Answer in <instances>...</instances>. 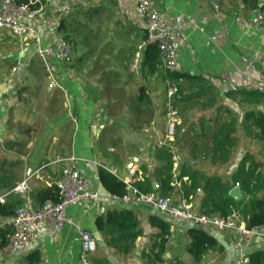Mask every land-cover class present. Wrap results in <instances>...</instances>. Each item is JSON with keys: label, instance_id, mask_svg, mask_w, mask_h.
Wrapping results in <instances>:
<instances>
[{"label": "crops", "instance_id": "obj_1", "mask_svg": "<svg viewBox=\"0 0 264 264\" xmlns=\"http://www.w3.org/2000/svg\"><path fill=\"white\" fill-rule=\"evenodd\" d=\"M44 1V14L34 26H37L45 44L65 37L61 33L68 34V30L57 31L61 20L71 27H95V31L94 35L89 33L80 39L78 48L71 38L65 37L75 44V56L70 63L48 59L51 73L62 88L49 89V72L45 62L35 54L36 45H33L34 55L30 58L36 57L39 65L31 61L28 68L29 56L21 53L17 57L18 80L0 72V138L6 135L4 130L8 122L15 126L28 120L32 114L27 107L33 105L34 98L40 101L39 93L42 91L49 95L46 109L56 107L54 101L58 99L63 113L59 119H53L55 134L51 146L44 151L46 162L43 165L38 161L29 162L22 178L8 172L11 167L5 166L3 171L6 173L0 174V196L6 195L27 177L33 192L57 184L65 163L54 162L56 157L73 155L99 198L95 202H81L70 207L68 215L72 223L66 224L54 238L43 234L25 252L14 256L0 251V264H20L21 261L28 264L26 257L35 251L40 253V264H80V228L95 233L97 250L93 259L97 264H176L177 260L185 264H238L241 255L264 251V237H257L251 246L241 251L234 246L233 231L200 226L217 240V245L199 262H194L188 253L191 241L188 230L194 225L174 219L149 205L124 203L110 197L100 183V168L110 171L120 180L128 175L131 168H136L137 184L150 181L153 192L160 194L164 177L159 168L163 161L156 157V145L166 126L163 105L165 75L159 69L153 73L148 69L141 71L140 68L138 73L131 69L136 47L146 36L145 18L136 11L133 0ZM156 4L160 11L166 13L168 27L183 40L179 55L183 71L175 81L179 86L176 105L181 124L183 122L182 128L181 124L177 127V141L181 155L185 156L188 138L196 142L190 147L191 152L197 151L200 140H211L220 129L232 128L231 133L235 137L237 122L250 126L244 118L246 111H264V29H248L237 21V18L249 19L258 9H264V0H156ZM111 32L121 38L126 50L119 48L115 53ZM41 69L45 71L49 84H41L37 93L28 94L29 83L25 81L34 71L41 74ZM32 111H37V108L33 107ZM44 119L51 122L50 117ZM54 144L60 152L54 149ZM243 151H240L242 157L248 150ZM255 160L261 164L258 168L261 171L263 161L256 157ZM22 161L21 166L27 165ZM175 180L171 186L178 190L180 186L173 185ZM154 184H157L156 190ZM202 194L200 190L199 195ZM262 194L264 191L259 193ZM170 196L175 200L181 198L178 193ZM15 198L20 199L17 195H9L5 199ZM33 198L39 206L35 193ZM195 201L200 204L198 199ZM110 209H130L135 213L142 229L137 243L147 238L143 229H152L150 215L160 216L169 222L170 237L167 251L162 256L164 261L156 262L153 255L149 261L119 255L115 246L108 244L96 227L97 217ZM198 211L202 212L199 206ZM10 218H0V227L8 225ZM144 247L135 245L136 251Z\"/></svg>", "mask_w": 264, "mask_h": 264}, {"label": "built area", "instance_id": "obj_2", "mask_svg": "<svg viewBox=\"0 0 264 264\" xmlns=\"http://www.w3.org/2000/svg\"><path fill=\"white\" fill-rule=\"evenodd\" d=\"M136 11L145 18L146 38L136 47L132 71L138 73L144 57V51L150 44H157L159 48V71L165 75L164 110L165 131L158 138L156 150L168 148L172 155V173L178 175L182 161L181 152L177 144V127L180 115L176 105L179 86L169 73H181L182 64L179 60L181 44L180 35L168 27L167 15L158 9L156 0H133ZM44 0H0V34L7 33L20 41L22 46L31 41L36 45V56L46 64L51 79L49 89L62 88L51 73L48 59H55L62 63H70L75 56V44L60 37L54 43L45 44L34 28V23L44 14ZM237 21L248 29H264V9H258L249 19L237 18ZM16 68H14L15 70ZM2 118L0 116V129ZM54 162H64L62 175L57 182L60 192V202L50 201L36 205L33 198V189L29 184L30 178H25L14 186L6 195L0 196L4 203L9 195L20 197L21 204L15 214L9 219L8 225L12 232L4 248L8 256L25 252L37 242L43 234L54 238L66 224L72 223L68 210L81 202H95L99 195L91 189L90 180L84 176L75 156H57ZM138 171L131 168L126 177L122 178L125 184V195L120 198L124 203H142L151 206L154 210L168 214L177 220H183L195 226H213L220 231H233L234 246L238 250H245L261 236L264 237V225L248 227L244 218L237 215L222 217L218 214H208L198 211V203L181 196L175 200L170 195H160L153 191H143L137 185ZM174 186H180L181 181L176 178ZM235 187H240L239 183ZM242 191V190H241ZM244 192L242 191V197ZM113 199H118L110 196ZM241 197V198H242ZM249 198V195L246 196ZM235 198V197H234ZM237 199V198H236ZM80 264H97L93 256L97 250L95 233L87 228L79 229ZM238 264H250L247 255H241Z\"/></svg>", "mask_w": 264, "mask_h": 264}, {"label": "trees", "instance_id": "obj_3", "mask_svg": "<svg viewBox=\"0 0 264 264\" xmlns=\"http://www.w3.org/2000/svg\"><path fill=\"white\" fill-rule=\"evenodd\" d=\"M18 1L23 2L26 0ZM57 31L59 33L67 32V25L64 20L59 22ZM65 37L69 38L70 34H66ZM158 67V45L150 44L144 51L141 71L148 69L150 73H153L158 70ZM168 76L177 81L181 75L179 73H169ZM262 96L264 98V94ZM244 118L250 123V126H255L259 130L256 137L264 141V111L248 110ZM231 130L232 128L220 129L211 138V150L214 156L220 153L223 158H228V149L235 143V137H233ZM227 134L229 135L228 137ZM200 141L201 143L203 142V140ZM177 144H179L178 141ZM156 157L163 161V165L159 168L161 175L164 177L159 188L161 195L178 193L179 196L194 200L198 199L200 201L199 209L203 213L218 214L222 217L230 215L242 216L248 227L264 225V194L259 195L261 191H264V173L258 171L261 164L255 159L250 156H243L235 172L231 174L228 180H225L220 175L201 173L190 165L187 157L182 159L179 174L174 176L172 173V155L168 148L159 150ZM98 176L100 183L110 196L120 199L125 195L124 182L113 173L100 168ZM184 177H187V180H184ZM175 178L181 181L178 190L171 186V182ZM236 183L240 184L241 190L244 192V196L240 199H236L230 194L231 188ZM137 185L143 191H153L150 181L139 182ZM200 190L203 192L202 195H199ZM34 193L35 200L40 205L47 201L60 202V192L56 184L45 189H39L33 192V195ZM247 195H249V198L246 197ZM20 204L21 200L18 198L4 203L0 202V218L12 217ZM149 224L156 229L153 234L155 239L151 247L153 258L156 262L162 263L164 261L162 256L167 251L171 226L164 218L157 215L149 216ZM96 227L99 232L106 235L108 244L116 247L124 243L125 251L129 250V245L134 246L137 238L142 235V229L136 221V215L130 209H110L105 214H100L96 219ZM11 232L10 225L0 227V251L4 250L7 245ZM188 235L191 239L188 253L192 256L194 262H199L210 249L215 248L217 245V240L200 226L190 227ZM248 257L250 264H264V251L262 250L252 252ZM26 260L28 264H40L39 251L29 254ZM175 263L185 264L181 260H177ZM104 264L110 263L106 262Z\"/></svg>", "mask_w": 264, "mask_h": 264}, {"label": "rangeland", "instance_id": "obj_4", "mask_svg": "<svg viewBox=\"0 0 264 264\" xmlns=\"http://www.w3.org/2000/svg\"><path fill=\"white\" fill-rule=\"evenodd\" d=\"M67 30V33L70 34L69 38L76 43V48H78L77 42L89 33L94 35L93 33L95 31V27H71L67 24ZM61 34L65 36L66 33ZM111 36L114 38L113 40L115 46L113 50H115V53L119 51V48L126 50V48H124V44L121 42V38L117 37L115 32H111ZM33 52L34 47L31 41L25 42L24 47L22 48L16 38L7 35V33L0 34V72H6L11 76V79L18 80V70L16 71V69L19 67V59L17 57L20 56L21 53L25 54V57L28 55V68L31 67V61H33L32 64L39 65L38 63L40 61L35 56L33 59L30 58L32 54L34 55ZM14 66L16 68L15 70L13 69ZM44 72L45 71L43 69H41V74L38 71H34L31 73L30 78L25 81L26 83H29L27 88L28 94L37 93V87H41V84H49V81H47L48 77ZM30 88H32V91H30ZM39 96H41L39 98L40 101L34 98L33 105L27 107L32 114L28 116V120L20 122V124L15 126L9 124L8 122L6 130H4L6 135L3 136V138H0V174L6 173L3 171L5 166H10L11 170L8 172L15 173V175L18 174L19 178H22L26 174V168L30 165L29 162L38 161L40 165H43L44 162H46V155L44 151L46 150V147L51 146L55 134V131L52 129L53 119H59L63 116V113L61 112L62 104L60 100L53 97L57 101H54L56 107H52L51 110H48L46 109L45 104L48 102L49 95L46 91H42L39 93ZM29 97L32 96L29 95ZM60 98L63 100L62 97ZM33 107H36L37 111H32ZM30 117L33 118L31 119ZM45 117H50L51 122L47 123L44 119ZM180 124L181 122L179 125ZM186 126L187 125L184 124V127ZM180 127H183V122ZM249 127L251 128L249 129ZM16 128L19 130H15ZM258 131L259 130L255 126H243L237 122L236 131L234 133L235 143L228 149L229 153L227 156L228 158L226 159L223 158L220 153L214 156V153L211 150L210 138L203 140V142L199 145V149L192 152L190 147L195 143V140L188 138L189 140L185 142V145L188 147H186V155H181V157L182 159L187 157L190 165L193 168L198 169L201 173L206 175H220L225 180H228L231 174L237 169L240 161L239 158H242L240 151L248 150L245 151L243 156H250L253 159L256 157V159L262 160L264 165V141L255 136ZM56 133L59 135L58 131H56ZM54 149L60 152L56 148L55 144ZM249 152L253 153V155ZM22 160H24L27 165L21 166V164H23ZM19 162L20 165H18ZM16 163L17 165H14ZM260 172L264 173V166ZM143 231L147 233V238L145 240L142 239L139 243H137L136 240L134 246L129 245L130 247L128 251L124 250L125 245L124 243H121L118 247H115V251L121 256H136L144 260H152L151 257L153 253L151 251V247L155 239L153 234L156 231L153 233V228H146L143 229ZM103 236L106 241L107 237L105 235ZM135 245H142L145 247L144 249L136 251ZM137 252L139 254H137ZM20 264H23V262L21 261Z\"/></svg>", "mask_w": 264, "mask_h": 264}, {"label": "water", "instance_id": "obj_5", "mask_svg": "<svg viewBox=\"0 0 264 264\" xmlns=\"http://www.w3.org/2000/svg\"><path fill=\"white\" fill-rule=\"evenodd\" d=\"M34 28H35V30L38 31V28H37L36 25L34 26ZM153 186H154V189L156 190V189H157V184H154ZM230 194H231L233 197H235V198H237V199H240V198L242 197V191H241V188H240V187H234V188H232V189L230 190Z\"/></svg>", "mask_w": 264, "mask_h": 264}]
</instances>
